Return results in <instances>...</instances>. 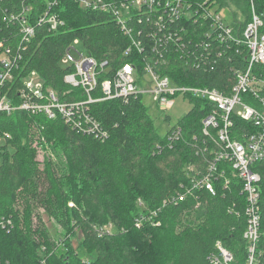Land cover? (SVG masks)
I'll list each match as a JSON object with an SVG mask.
<instances>
[{
    "label": "trees",
    "instance_id": "trees-1",
    "mask_svg": "<svg viewBox=\"0 0 264 264\" xmlns=\"http://www.w3.org/2000/svg\"><path fill=\"white\" fill-rule=\"evenodd\" d=\"M209 1L221 7L228 0ZM230 1L249 5V0ZM253 1L258 10L264 7V0ZM24 8L34 28L29 40L19 34L17 17ZM45 12L55 14L63 25L50 31L38 20ZM244 20L233 19V28L241 32L250 15ZM182 22L191 30L188 36L166 16L160 22L142 11L126 22L124 34L110 13L87 11L69 0H0V41L20 56L9 87L19 88L22 78L35 71L62 101L83 100L81 88L63 82L73 69L61 63L77 39L88 56L107 62L109 72L100 80L133 61L140 74L148 63L178 84L229 93L235 78L231 67L243 68L245 53L224 47L219 57L214 45L207 44L205 49L201 24ZM133 41L139 42L143 52L126 57L124 51ZM10 97L18 104L13 89ZM193 103L178 122L182 139L171 144L167 140L171 129L159 135L136 96L90 107L108 133L103 142L76 132L60 118L0 113V134L8 135L0 148V264H210L216 241L233 255L232 264H246L249 244L243 238L246 218L239 182L234 180L226 188L216 182L213 196L197 192V199L186 196L169 201L189 185L185 166L197 163L192 135L200 138L204 112L199 101ZM36 137L42 144L51 142L50 149L65 158V165H56L49 154L40 161L32 146ZM254 169L260 174V226L253 264H264V164ZM20 200L24 205L19 211L15 205ZM164 200L167 203L162 205ZM35 208L43 210L37 224L32 217ZM43 217L62 228L61 239L52 238ZM109 224L114 230L107 233ZM80 232L82 241L77 239ZM73 240L78 241L75 247ZM84 252L88 259L80 257Z\"/></svg>",
    "mask_w": 264,
    "mask_h": 264
},
{
    "label": "built area",
    "instance_id": "built-area-1",
    "mask_svg": "<svg viewBox=\"0 0 264 264\" xmlns=\"http://www.w3.org/2000/svg\"><path fill=\"white\" fill-rule=\"evenodd\" d=\"M69 1L87 11L110 13L124 34L128 32L126 22L142 11L145 15L154 14L160 22L165 16L172 24L177 22L184 36H188L191 30L184 26L183 20L201 24L203 30L200 31V37L206 50L207 44L214 45L219 57L224 47L243 50L246 65L240 69L231 67L235 78L229 93L206 86L178 84L169 76L156 73L148 63L142 67L140 74L138 67L132 64L133 61L123 65L110 77L100 80L102 75L109 72L107 62L99 63L84 51L78 52L76 47L80 43L75 39L61 59L63 65L73 69L63 77V82L71 88H81L84 99L65 102L55 90L43 84L35 71L22 78L19 88H10L20 56L18 53L13 54V50L0 41V113L11 115L21 111L29 116L41 115L49 120L60 118L76 132L103 142L108 138V133L91 115L90 107L95 103L116 99L127 101L131 96L141 99L145 93L151 95L153 102L160 107H166L169 104L167 101L175 97L186 99L192 107L193 100L199 101V110L204 112L199 122L200 138L192 135L197 163L185 166L189 185L172 194L169 201L183 200L186 196L197 199V192H207L213 196L216 193V182L223 188L234 180L239 182L246 218L243 238L249 244L246 264H253L260 226V174L254 167L258 163L264 164V7L258 10L254 1L249 0L250 21L239 32L233 25L224 22L218 5L209 0L199 3L183 0H125L119 4L103 0ZM28 13V9L24 8L17 17L19 34L25 40L31 39L34 34L33 25L27 18ZM38 20L39 23L47 24L50 31L63 25L55 14L48 12ZM182 45L185 47L184 43ZM72 50L78 54L77 58L72 56ZM135 51L142 53L143 49L139 42L133 41L124 55L129 57ZM146 76L152 79L153 86L144 92L140 90L139 84ZM12 89L17 94L18 104L10 97ZM7 90L11 91L8 93ZM178 122L170 128L167 138L170 144L182 139V127ZM0 138L6 141L8 135L0 134ZM166 203L164 200L162 205ZM139 225L140 221H136V227ZM113 227L106 225V232L113 231ZM209 262L232 264L233 255L220 241H216L215 252Z\"/></svg>",
    "mask_w": 264,
    "mask_h": 264
},
{
    "label": "rangeland",
    "instance_id": "rangeland-1",
    "mask_svg": "<svg viewBox=\"0 0 264 264\" xmlns=\"http://www.w3.org/2000/svg\"><path fill=\"white\" fill-rule=\"evenodd\" d=\"M217 7H219L220 9V15L221 18H223L224 22L231 25L233 23V19H235L236 21L237 20H241L242 22L245 21L244 19L249 17V13H250L249 5H244V3L240 1L234 3L233 1L228 0L227 3L221 5V7L219 5ZM76 48L78 52H83V49L80 45L77 46ZM71 54L74 58H77L78 56V54L74 50H72ZM152 86H153V82L149 76H146L144 79H141L139 84L140 90L144 92L151 89ZM221 92L225 93V91H221ZM141 97H142L141 98L142 103L147 108L148 114L154 121L156 130L158 134L161 136L164 135L166 131L169 130L176 122L180 121V119L183 118L192 108L189 101L183 99L182 97H175L173 99L168 100L167 102H169V104H167L166 107L157 106L153 102L151 95H149L148 93L142 94ZM38 138H40V141H42L41 136H38ZM38 138L36 137L37 140L35 139L34 142L32 143V146L37 150V158L40 161H43V159L46 158V156L49 154V157L54 161V163L56 162L55 163L56 165H59L60 167L65 165L66 162L65 158L59 156L57 154L59 152L55 151L56 153H54V151L50 149L53 146V144L49 142L48 145L46 141L44 142V144H42L38 140ZM3 144L5 145L6 141H3L0 138V148L4 146ZM7 149L10 150L9 147ZM23 201L24 200L22 201L20 200L18 204L15 205L17 210L19 211L22 210L24 205ZM35 210L36 212L32 217H33V222L37 224L38 217L41 218V216L43 215V210L39 208H35ZM43 220L47 228H49L50 233L52 234V238L53 239L55 238L57 240L61 239L62 228L60 226H55L54 223L55 221L53 219L47 220L46 217H43ZM83 237L84 234L80 232L77 236V239L79 241H82ZM77 242L78 241L76 240L72 241L73 247L76 246ZM80 257L82 259H88L89 255L84 252V254H81Z\"/></svg>",
    "mask_w": 264,
    "mask_h": 264
}]
</instances>
